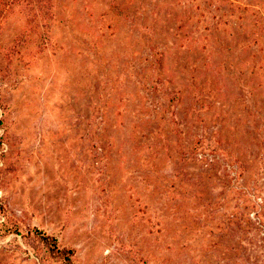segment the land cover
<instances>
[{
    "label": "rangeland",
    "instance_id": "obj_1",
    "mask_svg": "<svg viewBox=\"0 0 264 264\" xmlns=\"http://www.w3.org/2000/svg\"><path fill=\"white\" fill-rule=\"evenodd\" d=\"M117 1L132 10L139 0ZM142 4L157 23L165 72L185 89L187 142L202 133L191 116L188 67L196 66L216 94L210 121L226 114L244 174L223 154L210 158L208 174L161 151L163 104L145 87L143 36L108 0H56L48 32L40 26L27 41L30 26L17 11L0 34V224L55 235L76 248L75 264H264V222L248 196L257 187L264 203V119L245 109L254 104L246 87L264 99V79L251 82L247 69L263 53L248 46L249 11L232 14L234 4L264 14V0ZM229 66L244 71L243 83ZM0 264L44 262L10 233L0 235Z\"/></svg>",
    "mask_w": 264,
    "mask_h": 264
},
{
    "label": "trees",
    "instance_id": "obj_2",
    "mask_svg": "<svg viewBox=\"0 0 264 264\" xmlns=\"http://www.w3.org/2000/svg\"><path fill=\"white\" fill-rule=\"evenodd\" d=\"M109 8L121 19L130 23V25L138 30L143 36L144 43L148 48L151 58L147 66V77L145 78V87L158 94L162 101L161 124L158 129L157 140L160 142V149L170 157L177 155L181 162L186 165H198L202 167L203 172L211 174L209 166L212 164L213 158L218 155H226L230 159L232 165H237L236 172L241 177L246 168V160L242 153H236L234 145L237 141L226 132L225 117L226 114L218 112L215 119L210 121L209 117L217 106L216 94L212 91V87L205 85L203 77H198L196 66L188 67L190 73L189 83L193 91V104L191 116L199 123L202 129L199 135L192 143L187 142L185 129L179 119V110L183 105L185 89L183 85L175 83L173 78L165 72L164 68V50L158 39L157 23L155 19L148 22L146 17L147 6L142 4V0L137 1L134 9L129 10L128 5L123 1L108 0ZM56 0H0V34L5 22L15 12H21L26 15V23L29 24L28 37L26 40H32L33 32L40 26L45 28V32L49 31L51 22L54 17V7ZM233 13L239 14L238 19H243V14L248 12L252 16L249 19L248 41L249 47L255 45L263 53L262 57L252 58L248 62L249 65L248 79L253 80L264 79V14L259 9H251L247 6L234 4ZM242 11V12H241ZM240 12V13H239ZM248 13V14H249ZM25 40V41H26ZM233 66V63L230 64ZM227 67V70H233L236 76L241 78L244 71L238 66ZM248 71V70H247ZM261 85V84H260ZM259 85V86H260ZM252 84L248 90L254 104L245 108L249 117L255 119L262 114L264 119V99L263 102L257 101V97L261 94ZM262 96V95H261ZM1 104V96H0ZM257 110L258 113H257ZM2 119H0V124ZM166 126V127H164ZM251 140H257V134L252 131ZM96 125L91 124L90 134L96 135ZM262 137V145L264 147V132L260 133ZM264 160V158H263ZM210 178V176H208ZM207 177V178H208ZM252 195L248 194L251 208L255 210L256 217L264 222V203L260 201L262 198L255 187ZM197 196V195H196ZM247 196V193H246ZM0 213L7 216L5 206L0 202ZM10 233H20L25 241L31 245L44 264H53L52 262H62L64 264H75L77 250L74 247H67L60 243L55 235L46 233L44 230L33 227L26 231L22 230L19 222H3L0 224V235H8Z\"/></svg>",
    "mask_w": 264,
    "mask_h": 264
}]
</instances>
